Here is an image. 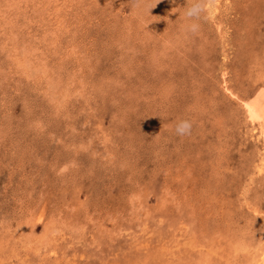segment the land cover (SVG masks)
<instances>
[{"label": "rangeland", "instance_id": "374dc122", "mask_svg": "<svg viewBox=\"0 0 264 264\" xmlns=\"http://www.w3.org/2000/svg\"><path fill=\"white\" fill-rule=\"evenodd\" d=\"M192 2L0 0V264H260L264 0Z\"/></svg>", "mask_w": 264, "mask_h": 264}, {"label": "bare ground", "instance_id": "6f19581e", "mask_svg": "<svg viewBox=\"0 0 264 264\" xmlns=\"http://www.w3.org/2000/svg\"><path fill=\"white\" fill-rule=\"evenodd\" d=\"M5 5V4H4ZM221 9V8H220ZM207 10V9H206ZM89 13V12H88ZM214 13V12H213ZM94 14V13H93ZM14 15V14H13ZM2 16V15H1ZM219 17V16H218ZM11 18V17H10ZM2 19V18H1ZM47 21V20H46ZM49 21V20H48ZM14 22V20H13ZM58 23V22H57ZM2 28V27H1ZM59 28V27H58ZM218 28V27H217ZM15 29V28H14ZM55 29V28H54ZM53 29V30H54ZM66 29V28H65ZM57 30V29H55ZM220 30V29H219ZM58 31V30H57ZM3 32V31H2ZM56 33V31H55ZM20 35V34H19ZM13 38V37H12ZM12 41V40H11ZM20 42V41H19ZM15 43V42H14ZM13 46V45H12ZM11 47V46H10ZM53 49V48H52ZM16 50V49H15ZM20 53V52H19ZM21 54V53H20ZM42 57V56H41ZM20 61V60H19ZM24 61V60H23ZM26 63V62H25ZM23 64V63H22ZM35 67V66H34ZM38 68V67H37ZM42 72V71H41ZM227 85V84H226ZM229 91L230 88H228ZM199 92V90H198ZM222 92V91H221ZM247 99V98H246ZM247 112L249 114V117L252 119V121H256V124H260V127L264 128V93L263 95L260 94L259 96L255 97V100L253 101H244L243 102ZM258 122V123H257ZM256 127V126H255ZM262 130V128H261ZM261 133V131H260ZM245 134V133H244ZM262 134H264V131L262 130ZM259 138V137H258ZM260 154V153H259ZM177 164V163H176ZM256 164V163H255ZM261 165V164H260ZM263 165V164H262ZM260 171H261V167ZM263 169V168H262ZM262 172V171H261ZM251 181V180H250ZM169 184V183H168ZM182 188V187H181ZM182 190V189H181ZM165 191V190H164ZM229 198V197H228ZM237 199V198H236ZM217 201V200H216ZM243 204V203H242ZM232 206V205H231ZM197 207V206H196ZM256 213V212H255ZM261 215V214H260ZM42 218V217H40ZM209 232V231H208ZM237 235V234H235ZM243 238V237H242ZM241 243V242H240ZM240 245V244H239ZM262 245V244H261ZM241 246V245H240ZM243 247V244H242ZM248 247V246H247ZM233 250V249H232ZM256 255H254L255 257ZM257 257L260 261V264H264V245H262L261 247L257 248ZM256 258V257H255ZM253 259V258H252ZM257 259V258H256ZM239 260V259H238ZM259 261H257V263H259ZM228 262V261H227ZM231 264V263H230ZM251 264V263H250Z\"/></svg>", "mask_w": 264, "mask_h": 264}, {"label": "clouds", "instance_id": "9594fccd", "mask_svg": "<svg viewBox=\"0 0 264 264\" xmlns=\"http://www.w3.org/2000/svg\"><path fill=\"white\" fill-rule=\"evenodd\" d=\"M203 11V3L202 0H193L191 5L184 11V18L189 21L190 30H195L197 25L194 23L195 19L199 17V15ZM191 123L187 120H180L177 122L175 126V133L178 136L187 135L190 132Z\"/></svg>", "mask_w": 264, "mask_h": 264}]
</instances>
